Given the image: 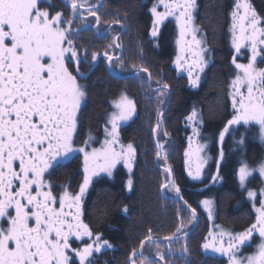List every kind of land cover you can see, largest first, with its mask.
I'll return each instance as SVG.
<instances>
[{
  "label": "snow or ice",
  "instance_id": "1",
  "mask_svg": "<svg viewBox=\"0 0 264 264\" xmlns=\"http://www.w3.org/2000/svg\"><path fill=\"white\" fill-rule=\"evenodd\" d=\"M64 3L71 10L68 17L62 11L51 15L47 8L40 6V0H0V221H8L7 228L0 227V264H69V252L75 253L79 264H92L89 258L94 253H100L103 248L112 246L108 241L101 242L97 237L94 244H86L82 249L71 248L70 237L80 240L85 235L90 238L93 235L81 219L85 194L94 175L100 171L111 175V169L120 162L131 172L136 156L132 144H128L126 149L121 146L120 151H116L114 147L94 149L91 154L84 148H73V136L79 123L78 112L86 92L78 82L83 78L82 61L73 39L72 26L77 16L80 17L82 28L88 27L85 23L87 17H94L97 26L102 18L90 0H64ZM158 3L163 6L164 11H158L156 5L151 8V36L156 38L160 25L169 17L174 18L179 29L180 38L176 43L180 46V51H192L195 66L200 73L204 72L209 63L205 55L208 49L205 38L198 36L202 29L195 21L196 0H158ZM231 19L233 47L239 52L242 47L247 46L251 57L246 65L236 64L243 76L237 75L231 81L233 91L230 96L234 114L227 121V125H256L259 129V140L264 144V68L256 66L257 57L264 51V26H261L264 18L257 13L249 0H236ZM112 24H121V21L114 18L108 27L111 28ZM122 47L119 35L113 36L104 52L109 67L113 59H120L114 56V49ZM109 49H113V53ZM84 58L87 59V49ZM97 58L98 54L94 52L92 60L96 61ZM187 60V55L178 54L175 60L177 70H183ZM72 62L76 66L75 73L71 69ZM187 71L189 85L197 87L199 74L193 76L192 66ZM144 72L148 73V90L156 94L158 104H164L163 97L169 95V85L157 80V86L153 88L151 72L141 65L137 74ZM242 88H246V95ZM115 106L120 111L110 119L111 131L105 129L107 136L111 137L110 140H105L106 145H115L118 142V121L127 120L136 110L134 102L127 96H122ZM163 114L158 109V117ZM186 119L199 122L200 114L195 107ZM161 122V119L157 120V127L152 132L157 139L156 156L158 159L163 156L167 165L164 145L159 142L158 135ZM228 130L229 127L226 126L221 131V140ZM193 132L199 135L196 127H193ZM164 134L167 135V132ZM238 143L242 145L244 138ZM202 150L203 145L198 151ZM74 151L85 153L83 182L78 192L64 189L57 198L51 185L45 182V173L67 159ZM100 154L103 155L105 163L91 164L90 161H94ZM220 155L223 158V152ZM185 156H189V152L186 151ZM185 163L188 164V161ZM204 163L205 159L201 158L196 172L188 168L191 179L201 178ZM217 164L219 167V162ZM163 172L165 183L162 188L173 191L177 201L183 200L182 191L173 179L171 167H163ZM254 173L264 179V160L255 167L241 163L238 169L240 186L247 190V196L253 202L255 221L238 233L217 226L218 232L209 233L213 238L212 244H203L205 249L211 247L213 252L226 256L228 264H264V188L259 192V207H256L257 192L247 189L246 184ZM218 178V175L212 177L213 181ZM132 186L133 181L129 178L127 187L131 190ZM201 205L208 213L209 220H212L213 201L205 199ZM183 207L189 211L191 221L197 220V208L189 205L187 201H184ZM9 209H14V216ZM182 231L181 216L177 233L165 236L164 240H178ZM257 235L259 242L255 252L246 256L239 255L242 246L254 241ZM151 241L149 230L146 240L140 241L141 249ZM183 251L187 252V248ZM137 255L133 249L129 256L130 264H137ZM139 256V264H156L144 257L142 252ZM156 256L158 260L164 259L159 251Z\"/></svg>",
  "mask_w": 264,
  "mask_h": 264
},
{
  "label": "trees",
  "instance_id": "2",
  "mask_svg": "<svg viewBox=\"0 0 264 264\" xmlns=\"http://www.w3.org/2000/svg\"><path fill=\"white\" fill-rule=\"evenodd\" d=\"M44 1L40 0V4H51L50 14L62 11L71 15L68 9L58 8L62 0H51L50 3ZM235 2L196 0L195 21L204 32L210 63L197 87L193 88L189 85L188 75L177 70L173 63L176 31L171 21L164 22L157 37L153 38L150 34L152 19L145 0H90L97 7L102 20L98 26L94 17H87L85 21L88 24L85 42L89 61L81 63L83 78L80 84L86 96L79 110V122L82 125L95 123L100 133L105 122L109 121L113 100L122 93L127 94L136 106L134 120L123 125L118 133L119 141L132 144L136 152V163L131 172L132 189L127 187L129 174L124 167L119 166L113 179L104 178L94 184L87 201L88 219L94 234L101 242L108 241L112 246L94 253L89 258L92 264H130V254L133 249L138 252L140 241L146 240L149 230L152 241L141 250L143 256L149 245H159L160 249L165 236L177 233L181 216V233L190 231L194 221H191L189 211L183 207L184 201L198 210L197 201L202 197H211L217 203L219 222L232 232L253 223L252 213L244 203L243 190L236 180V168L242 163L241 152L245 154V160L250 162L257 155L259 146L252 141L253 130L250 128L245 131L243 126L227 125L234 113L229 90L231 81L238 73L236 64H244L248 58L245 49L241 48L237 52L232 45L229 16ZM249 2L264 18V0ZM114 18H119L121 24H112L109 28L108 24ZM261 26H264V22ZM116 35H119L123 47L114 49V56L120 59H113L109 67L104 52ZM73 39L80 46L81 37ZM94 52L98 54L96 61L92 60ZM109 52L113 53V49H109ZM262 62L261 58L259 65ZM141 65L151 72L153 88L157 86V80L169 85V95L163 97L164 104H158L156 94L148 90V73L137 74ZM193 107L200 114V119L190 124L186 117L191 114ZM158 109H166L162 117H158ZM158 119L162 120L158 135L159 142L164 145L167 165L163 156L159 159L156 156L157 139L152 129L157 127ZM226 126L229 130L221 140L220 133ZM193 127L197 128L199 135L194 134ZM242 137L244 143L240 146L238 141ZM189 138L208 146L210 161L200 183L190 182L186 175L189 160L185 152H189ZM165 166L171 167L183 200L177 201L173 191L162 188ZM217 175L219 178L213 181L212 177ZM205 229L206 224L199 220L193 232L184 238L187 252L173 257L166 255L164 258H170V264H224L223 259L204 254L201 245ZM136 260L139 262L140 256Z\"/></svg>",
  "mask_w": 264,
  "mask_h": 264
},
{
  "label": "flooded vegetation",
  "instance_id": "3",
  "mask_svg": "<svg viewBox=\"0 0 264 264\" xmlns=\"http://www.w3.org/2000/svg\"><path fill=\"white\" fill-rule=\"evenodd\" d=\"M99 1L100 0H98V2ZM44 2H46V0ZM155 2H156V0H145V3L148 4V9H150L151 5ZM61 3L62 4L58 5V8H61L62 10L66 9V11L68 9L70 11V14H71V10L69 8L65 7L64 0H62ZM40 6L42 8H47L49 10V12L52 9L51 4H48V3L42 4V5L40 4ZM51 15H54V14H51ZM84 15L87 16L86 13ZM65 16L68 17L70 15L65 14ZM166 21H171V23L174 27V31H175L176 30L175 29V23L172 22V19H167ZM74 22H78V24L76 23V25L72 26L73 37H76V36L81 37V44L79 46L76 43V47L79 49V53L81 56L82 63H85L84 55H85V49H87L85 37L87 36L86 30L88 29V27L87 28L81 27L79 16H77L74 19ZM77 25L79 27H77ZM78 29H79V31H77ZM80 47H82V49H80ZM88 59H89V56H87L86 60H88ZM262 68H264V67H262ZM71 69L75 73L76 66H75L74 62L71 63ZM78 82L79 83L81 82V78L79 79ZM83 103H84V100H83ZM83 103L81 104V107H82ZM79 113H80V111L78 112V120H79ZM82 126H83V128H82ZM235 126H240V127L243 126L246 128L245 131H249L250 129L253 130V135H252L253 140L252 141L258 143L257 144V146H259L258 151H257L258 153L254 159H250V162H247L245 160L246 159V158H244L245 154L242 152L240 154V158H241L242 163H247L249 166H252V167L257 166L258 163L261 160H263L262 155L264 153V147L262 146V144L257 139V135H256L257 126L256 125L245 126L243 124H239V125H235ZM106 128L109 131V125H108L107 121L105 122V126L102 128L100 133L97 132L95 123L91 122L88 125H82L81 122H79L77 131L73 136V148L74 149L84 148L87 153L92 152V150H94V149L95 150L101 149L102 145L105 143V140L111 139L110 136H107V133L105 131ZM252 141H251V143H252ZM240 146H242V145L240 144ZM84 155H85L84 152L74 151L73 153H71L69 155V157L67 159L62 160L59 165L54 166L53 168L49 169L48 172L45 173V177H44L45 182L49 183L51 185V190L53 191V194L57 196V198L59 197V195L62 193V190H64V189H66L70 192H73V193H76L79 191V186L83 182V176H84V171H83V169H84ZM119 166L124 167L122 164H120ZM119 166L114 168L113 172H111V175H108L105 173L104 174L98 173L97 175H94L92 177L91 183L88 187V190H87L85 197H84V201L82 203L81 219H82L84 224L88 225V227H89V229L93 235L91 238L88 237L87 235H85L80 240H77L75 237H70V246L72 249H82L86 244H90V243L94 244V242L96 241L97 236L94 234V230L91 228L90 221L88 219V209L89 208H87L88 207L87 201L90 198L89 197L90 193H92V191L94 190V184L97 181L104 179V178L105 179L107 178L110 180L113 179V177L115 176L114 173ZM239 166H241V163ZM246 184H247V189H251V190L257 192L256 207H258L259 206V192H260L262 185H263L262 179L260 178L258 173H254L253 176L249 177V180L247 181ZM45 190H48V189H45ZM242 190H243V194H244V201H245L244 203H246L249 211H251V213H252L251 215H252V219H253L252 222H254L256 213H255L254 208H253V202L249 200V198L247 196V190L245 188H242ZM202 198H208V197H202ZM201 199H199V200H201ZM208 199H211L214 202V213H215L214 221H215V224H217V226H220V228L222 227L223 229H226V227H224V225L219 222L218 216L216 214L217 203L211 197H209ZM56 206L58 207V204ZM65 210L67 211V209H65ZM73 211H74V209H73ZM9 212L11 213V215H13V216L15 215L14 209H9ZM250 225L251 224H249L247 227H249ZM0 227L7 228L8 227V221L6 219L3 221H0ZM247 227H239L233 233L242 232ZM206 229H207V225H206ZM226 230H229V229H226ZM258 242H259V237L257 235V236H255L254 241L242 246L240 253H238V254L246 256V254H248V252L250 250H253V248H256V244ZM68 255L70 257L69 264H79V259H78V257L75 256L74 252H69ZM215 256L223 259L224 261L226 260V256H222L218 252H215Z\"/></svg>",
  "mask_w": 264,
  "mask_h": 264
},
{
  "label": "rangeland",
  "instance_id": "4",
  "mask_svg": "<svg viewBox=\"0 0 264 264\" xmlns=\"http://www.w3.org/2000/svg\"><path fill=\"white\" fill-rule=\"evenodd\" d=\"M154 5H156L157 6V10L158 11H161V12H163L164 11V8H163V6L162 5H159V3H158V0H156V2L155 3H153L152 5H151V7H150V9L149 10H151V8L154 6ZM196 11V10H195ZM232 11H234V9L232 10ZM231 11V12H232ZM194 14H195V12H194ZM150 15H151V19H153V17H152V13H151V11H150ZM229 18H230V22H229V28L231 29V24H232V19H231V13H230V16H229ZM168 19H172V22H174L175 23V31H176V33H175V37H174V39H173V42H174V45H173V53H174V56H173V63H174V65L176 66V64H175V60H176V57H177V55L178 54H180L181 56H184V55H187L188 56V60H187V63H185V65H184V69L183 70H180V71H184L183 73L184 74H187L188 75V71H187V69H188V67L189 66H192V71H193V76H196L197 74H199V76H200V78H201V76H202V74H203V72L202 73H200L199 71H198V69H197V67L195 66V58H194V56H193V52L192 51H188V52H181L180 51V46H178L177 45V43H176V41H177V39H179L180 37H179V29L177 28V25H176V21H175V19L174 18H172V17H169ZM167 20V19H166ZM165 20V21H166ZM164 21V22H165ZM161 26V25H160ZM230 33H231V30H230ZM198 36L199 37H204V32L203 31H201V32H199L198 33ZM231 37H232V35H231ZM188 39L190 40L191 39V37H188ZM205 46H206V44H205ZM195 48V46H193V49ZM242 49H245L246 51H247V54H248V58H247V61L244 63L245 65L246 64H248L249 63V60H250V57H251V52H250V50H249V48L246 46V47H242ZM103 55V54H102ZM101 55V56H102ZM205 55H206V57L210 60V56H209V54H207V53H205ZM262 55H263V57H262ZM261 56H259V57H257V64H256V66L258 67V68H262V66H264V53L262 54ZM261 58L263 59V62L259 65V63H260V61H261ZM210 63V62H209ZM208 63V64H209ZM237 71H238V73H237V75H241V76H243V73L242 72H240V70H238L237 69ZM236 78V77H235ZM234 78V79H235ZM233 79V80H234ZM244 93H245V95L247 94V90H246V88H242L241 89ZM233 91V89L231 88V85H230V90H229V93L230 92H232ZM122 96H127L129 99H131L127 94H125V93H122L120 96H118L116 99H114L113 100V102H112V106H111V109H112V111L110 112V115H109V117H108V125H109V131H111V123H110V119H111V117H112V115L113 114H119V109L118 108H116V103L117 102H119L120 101V99H121V97ZM237 99H239V96H237ZM132 100V99H131ZM133 101V100H132ZM134 102V101H133ZM82 103H83V101H82ZM230 104L232 105V99H231V96H230ZM233 109V108H232ZM233 112H234V110H233ZM135 114H136V110H135V112L127 119V120H123V121H118V129H117V133H119V129L121 128V127H123V125H126V124H128L130 121H132V120H134L133 118H134V116H135ZM234 114V113H233ZM190 122V121H189ZM194 122H190V124H193ZM256 135H257V139H258V141L260 142V140H259V129H258V127L256 128ZM261 143V142H260ZM262 144V143H261ZM127 143H122L121 141H119L118 140V142L115 144V145H106L105 143L102 145V148L101 149H105V148H110V147H114L115 148V150L116 151H120V149H121V146H123L125 149L127 148ZM201 145H203V150L202 151H198V149L200 148V146ZM262 146L264 147V144H262ZM187 147H188V151H189V156H188V160H189V165H188V167H187V169H186V171L188 170V168L190 167L191 168V170L193 171V172H196V170H197V165H198V163H199V161H200V159L201 158H204L205 159V163H204V165H203V168L201 169V178L200 179H198V180H193V179H191V177H189V175H188V171L186 172V175H187V177H188V179H189V181L191 182H197V183H199V182H201V180L203 179V177H204V173H205V169H206V167H207V165L209 164V161H210V157H209V153H208V146H207V144H205V143H202L201 141L200 142H197L195 139H193V138H191V140L189 139V142H188V145H187ZM101 149H97V150H101ZM92 152H93V150H92ZM92 152H90L89 154H91ZM262 157H263V160H264V153H263V155H262ZM135 158H136V156H135ZM90 163L91 164H93V165H95V164H99V165H103L104 163H105V160H104V158H103V155L102 154H100V155H98L97 157H96V159L94 160V161H90ZM135 159H134V161H133V163H132V168H131V172H132V170L134 169V166H135ZM120 164H122L123 166H124V164L122 163V162H120V163H117L116 164V166L115 167H117V166H119ZM114 167V168H115ZM240 167V166H239ZM239 167L237 168V171H236V180L238 181V184H239V188L242 190V187L240 186V183H239V179H238V169H239ZM114 168H112L111 169V172H113V170H114ZM124 169H125V171L127 172V174H129L128 176V180H129V178H131L132 179V177H131V172H129V170L127 169V168H125L124 167ZM100 174H108L109 175V173L108 172H104V171H100L99 172ZM127 180V181H128ZM249 180V179H248ZM262 181H263V185H262V188H264V179H262ZM247 183V182H246ZM261 188V189H262ZM205 199H208V198H202L201 200H199V201H197V205H198V218H197V224H198V222H199V220H202L203 221V223L204 224H206L207 225V229L204 231V240H203V242H202V250H203V252H204V254H207V255H211V256H215V252H213L212 250H211V247H209L208 249H205L204 247H203V244L204 243H208L209 245H211L212 244V242H213V238H212V236H210L209 235V233H216V232H218V228H217V224H215V221H214V216H215V213H214V202H213V219L212 220H209V218H208V213L203 209V207H202V205H201V202L203 201V200H205ZM208 200H211V199H208ZM212 201V200H211ZM258 206V205H257ZM259 207V206H258ZM196 221V220H195ZM195 221L192 223V225L194 226V223H195ZM196 224V225H197ZM197 227V226H196ZM220 227V226H219ZM193 228V227H192ZM222 228V227H221ZM226 230V229H225ZM187 231V230H186ZM186 231H184L183 233H179V239L178 240H180L178 243H176V241H177V239H173L171 242H169V241H164V242H162V244H161V248L160 249H158V248H156L157 247V245H149V246H147L145 249H146V255L144 256V257H147L148 258V260L149 261H155L156 262V264H170L171 262V260H170V258L169 259H167L166 260V258H164L163 260H158L157 259V256H156V254H157V252L159 251L163 256H165L166 257V255L167 256H169V257H173V255H176V254H181L182 255V252H183V249H184V238L185 237H182V235L186 232ZM187 232H189V231H187ZM192 233V232H191ZM139 246H140V244H139ZM156 246V247H155ZM138 250H139V247H138ZM142 250V249H141ZM255 250H256V248H253V250H250L249 252H248V254H246V255H250V254H252V253H254L255 252ZM139 252V251H138ZM137 252V253H138ZM141 253V252H140ZM139 256H137L136 258H138ZM169 262V263H168ZM137 264H139V262H137ZM224 264H228V260H227V257H226V260H225V263Z\"/></svg>",
  "mask_w": 264,
  "mask_h": 264
},
{
  "label": "water",
  "instance_id": "5",
  "mask_svg": "<svg viewBox=\"0 0 264 264\" xmlns=\"http://www.w3.org/2000/svg\"><path fill=\"white\" fill-rule=\"evenodd\" d=\"M169 99H170V96L168 97V100H167V102H166V109L168 108L167 106H168V103H169ZM166 109L164 110V111H166ZM163 111V112H164ZM155 137V136H154ZM197 224V221L195 222V224H194V226H193V228L189 231V232H187V233H184L183 235H182V237H185L187 234H189V233H191V232H193V230L196 228V225ZM139 252H138V255L137 256H139V253L141 252V247L139 246V250H138ZM129 260V259H128Z\"/></svg>",
  "mask_w": 264,
  "mask_h": 264
}]
</instances>
